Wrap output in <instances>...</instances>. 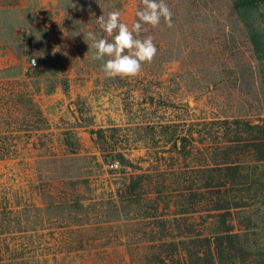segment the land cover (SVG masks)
Segmentation results:
<instances>
[{
  "label": "rangeland",
  "instance_id": "rangeland-1",
  "mask_svg": "<svg viewBox=\"0 0 264 264\" xmlns=\"http://www.w3.org/2000/svg\"><path fill=\"white\" fill-rule=\"evenodd\" d=\"M71 2L77 7L68 6L69 0H0V85L16 83L0 91H33L51 127L31 134L35 145H21L15 160L0 162V197L9 202L0 208L8 221L0 247L11 250L0 264H147L154 243L143 238L133 207L113 204L110 190L123 173L97 166L91 157L99 159L100 153L90 131L120 128L106 133L110 146L132 148L127 157L134 167L150 170L144 147L151 144L129 142L124 135L139 132L155 112L170 113L164 107L171 102L207 119L246 115L251 89L240 65L251 63V53L241 25L212 27L204 16L195 22L171 8V27L162 21L155 28L145 25L140 34L153 37L152 62L134 78H105L83 33L93 31L111 42L96 18L119 11L131 28L138 2ZM174 3L182 14L185 2ZM151 98L159 104L150 106ZM33 126H21V136L30 135L26 130ZM66 133L79 141L78 154L63 145ZM83 179L88 189L73 184ZM75 190L84 193L81 204Z\"/></svg>",
  "mask_w": 264,
  "mask_h": 264
},
{
  "label": "trees",
  "instance_id": "trees-1",
  "mask_svg": "<svg viewBox=\"0 0 264 264\" xmlns=\"http://www.w3.org/2000/svg\"><path fill=\"white\" fill-rule=\"evenodd\" d=\"M175 1L185 2L182 14ZM174 2L166 4L187 20L198 22L204 16L212 27L241 25L251 53V63L240 65L251 89L247 114L207 119L182 112L171 102L164 107L170 113L155 112L139 132L124 135L129 142L151 144L144 148L152 169L134 167L127 157L132 148L110 146L106 133H119L120 128L90 131L100 153L99 159L91 158L100 169L123 173L114 188L110 185L111 198L113 204L133 207L143 223V238L154 243L147 264H264V0ZM13 84L1 85L13 89ZM154 100L150 106L159 104ZM25 125L34 126L24 137L20 133ZM50 128L33 91H0V162L15 160L21 145H35L31 134ZM71 135L64 134L63 145L78 154L80 143ZM88 183L73 182L86 189ZM75 192L76 204H81L84 193ZM8 203L0 197L1 209ZM7 223L0 216V231ZM10 251L0 247V261Z\"/></svg>",
  "mask_w": 264,
  "mask_h": 264
},
{
  "label": "clouds",
  "instance_id": "clouds-1",
  "mask_svg": "<svg viewBox=\"0 0 264 264\" xmlns=\"http://www.w3.org/2000/svg\"><path fill=\"white\" fill-rule=\"evenodd\" d=\"M142 7L137 8L135 15L137 20L131 28L121 22V13L111 11L105 16L102 14L96 18V23L107 38H101L99 33L88 31L84 34V40L93 50L91 59L101 61V71L105 78H134L138 76L144 63H150L154 59L157 48L152 36L139 38L142 32H146L145 25L159 26L161 20L172 26V12L165 0H141ZM68 6L76 8L77 5L69 0ZM78 34V33H77ZM107 57V59H105ZM35 59L32 66L35 67Z\"/></svg>",
  "mask_w": 264,
  "mask_h": 264
},
{
  "label": "built area",
  "instance_id": "built-area-1",
  "mask_svg": "<svg viewBox=\"0 0 264 264\" xmlns=\"http://www.w3.org/2000/svg\"><path fill=\"white\" fill-rule=\"evenodd\" d=\"M32 61H33V59H31V64H32Z\"/></svg>",
  "mask_w": 264,
  "mask_h": 264
}]
</instances>
